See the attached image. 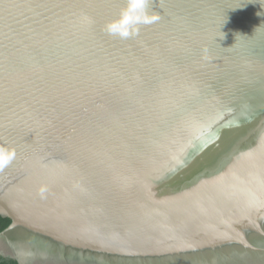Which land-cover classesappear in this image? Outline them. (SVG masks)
<instances>
[{
    "label": "water",
    "instance_id": "1",
    "mask_svg": "<svg viewBox=\"0 0 264 264\" xmlns=\"http://www.w3.org/2000/svg\"><path fill=\"white\" fill-rule=\"evenodd\" d=\"M125 3L0 0V257L264 264V0Z\"/></svg>",
    "mask_w": 264,
    "mask_h": 264
},
{
    "label": "clouds",
    "instance_id": "2",
    "mask_svg": "<svg viewBox=\"0 0 264 264\" xmlns=\"http://www.w3.org/2000/svg\"><path fill=\"white\" fill-rule=\"evenodd\" d=\"M152 0H126L118 17L108 21L104 30L111 36L129 39L139 35L141 25H151L160 20V15L150 11ZM89 22H91L89 20ZM16 157V150L4 143H0V171L7 168ZM41 195L45 191L41 189Z\"/></svg>",
    "mask_w": 264,
    "mask_h": 264
},
{
    "label": "trees",
    "instance_id": "3",
    "mask_svg": "<svg viewBox=\"0 0 264 264\" xmlns=\"http://www.w3.org/2000/svg\"><path fill=\"white\" fill-rule=\"evenodd\" d=\"M11 225L10 219L0 217V233L4 232ZM1 264H17L16 262H3Z\"/></svg>",
    "mask_w": 264,
    "mask_h": 264
},
{
    "label": "flooded vegetation",
    "instance_id": "4",
    "mask_svg": "<svg viewBox=\"0 0 264 264\" xmlns=\"http://www.w3.org/2000/svg\"><path fill=\"white\" fill-rule=\"evenodd\" d=\"M8 228H9V227H8ZM8 228H7V229H8ZM3 262H11V261H7L5 258L0 257V264L3 263Z\"/></svg>",
    "mask_w": 264,
    "mask_h": 264
}]
</instances>
